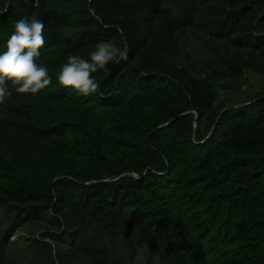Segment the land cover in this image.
Here are the masks:
<instances>
[{
  "label": "trees",
  "instance_id": "obj_1",
  "mask_svg": "<svg viewBox=\"0 0 264 264\" xmlns=\"http://www.w3.org/2000/svg\"><path fill=\"white\" fill-rule=\"evenodd\" d=\"M33 16L51 84L0 104V264H264V0H0V54ZM102 41L128 55L99 89L59 84Z\"/></svg>",
  "mask_w": 264,
  "mask_h": 264
},
{
  "label": "clouds",
  "instance_id": "obj_2",
  "mask_svg": "<svg viewBox=\"0 0 264 264\" xmlns=\"http://www.w3.org/2000/svg\"><path fill=\"white\" fill-rule=\"evenodd\" d=\"M44 24L33 16L15 23V31L7 40L6 51L0 54V104L12 96L7 86L10 80L19 94H35L51 84L48 69L36 63L40 49L44 46ZM128 49L117 47L110 41H102L94 46L85 59L69 55L58 74L59 84L78 90L82 95L94 94L99 84L93 74L106 69L110 62L126 60Z\"/></svg>",
  "mask_w": 264,
  "mask_h": 264
},
{
  "label": "rangeland",
  "instance_id": "obj_3",
  "mask_svg": "<svg viewBox=\"0 0 264 264\" xmlns=\"http://www.w3.org/2000/svg\"><path fill=\"white\" fill-rule=\"evenodd\" d=\"M187 50L190 52L191 56L194 58V61L196 62V64L198 66H200V61H201V56H200V49L198 47V45H196V42L193 41L192 38H188V42H187ZM246 79L250 82V83H256L258 81V77L253 75V74H246Z\"/></svg>",
  "mask_w": 264,
  "mask_h": 264
},
{
  "label": "water",
  "instance_id": "obj_4",
  "mask_svg": "<svg viewBox=\"0 0 264 264\" xmlns=\"http://www.w3.org/2000/svg\"><path fill=\"white\" fill-rule=\"evenodd\" d=\"M237 106H240V105H235V106H232V107H237ZM229 108H231V107H227L225 109H229ZM225 109H223L222 111H224ZM195 115H196V117H195L194 123L196 122V119H197V114L195 113Z\"/></svg>",
  "mask_w": 264,
  "mask_h": 264
}]
</instances>
